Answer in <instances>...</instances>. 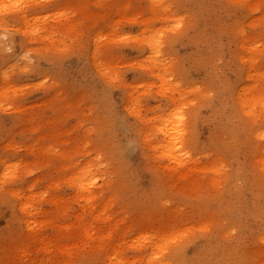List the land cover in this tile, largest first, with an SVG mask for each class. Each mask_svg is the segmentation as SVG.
<instances>
[{
  "label": "rangeland",
  "instance_id": "1",
  "mask_svg": "<svg viewBox=\"0 0 264 264\" xmlns=\"http://www.w3.org/2000/svg\"><path fill=\"white\" fill-rule=\"evenodd\" d=\"M167 261L264 264V0H0V264Z\"/></svg>",
  "mask_w": 264,
  "mask_h": 264
},
{
  "label": "bare ground",
  "instance_id": "2",
  "mask_svg": "<svg viewBox=\"0 0 264 264\" xmlns=\"http://www.w3.org/2000/svg\"><path fill=\"white\" fill-rule=\"evenodd\" d=\"M38 6H37V4H35L34 6H32V7H29L28 9H27V11H26V14H27V12H29V11H33V10H35L36 8H37ZM177 121V120H176ZM175 121H174V119L172 118V117H169L167 120H166V123H164L160 128H159V132L161 133V134H163V136H164V142H165V144L164 145H166L165 147L167 148V149H165L164 150V152H167L166 154H168V157H169V159L170 160H175V161H180L181 160V158H180V156H182V155H184L185 156V158L186 159H189V158H191L192 157V155H191V153H190V150L188 149V147L186 146V144H184L185 142L184 141H176V143L175 144H173V143H171L170 141H168L167 139H168V137L169 136H171L172 138V140H173V137H174V133H176V131H177V135L176 136H178L179 134V132H178V129H176V124L174 123ZM173 131H175V132H173ZM124 140V139H123ZM168 141V142H167ZM168 147H170V148H168ZM196 159H193V161H195ZM86 174H88V172L87 171H84L83 172V175L82 176H79L78 178H82V177H84ZM89 175V174H88ZM94 182L92 181V182H89L88 184H90V185H92ZM82 185H85V184H83V182H82ZM92 199H94V196L92 195ZM93 201V200H92ZM165 252L166 251H164V254H165ZM159 254L161 253H163V251H160V252H158ZM167 253V252H166ZM169 253H171L172 255H176V253H177V250H172V251H169ZM168 253V254H169ZM170 256V255H169ZM171 257V256H170ZM168 262V261H167ZM165 264H170L169 262L168 263H165Z\"/></svg>",
  "mask_w": 264,
  "mask_h": 264
}]
</instances>
